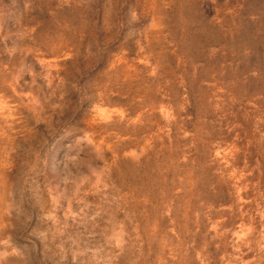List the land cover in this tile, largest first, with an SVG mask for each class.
I'll return each mask as SVG.
<instances>
[{"label":"rangeland","instance_id":"374dc122","mask_svg":"<svg viewBox=\"0 0 264 264\" xmlns=\"http://www.w3.org/2000/svg\"><path fill=\"white\" fill-rule=\"evenodd\" d=\"M0 264H264V0H0Z\"/></svg>","mask_w":264,"mask_h":264}]
</instances>
